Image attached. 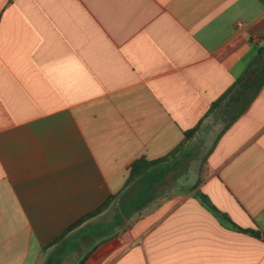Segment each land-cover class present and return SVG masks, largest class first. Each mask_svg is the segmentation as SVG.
I'll return each mask as SVG.
<instances>
[{"label":"crops","instance_id":"0c3cea01","mask_svg":"<svg viewBox=\"0 0 264 264\" xmlns=\"http://www.w3.org/2000/svg\"><path fill=\"white\" fill-rule=\"evenodd\" d=\"M263 66L264 0H0V264H264L197 197L264 236Z\"/></svg>","mask_w":264,"mask_h":264},{"label":"trees","instance_id":"16d2710c","mask_svg":"<svg viewBox=\"0 0 264 264\" xmlns=\"http://www.w3.org/2000/svg\"><path fill=\"white\" fill-rule=\"evenodd\" d=\"M263 52V48L260 51V55ZM260 61V58H258L252 66H256V63ZM241 82H244L246 85V90L245 92H249L251 96H249L247 104L244 108L248 107L251 102L254 100V98L260 93L261 89L264 86V66L263 67H257V69L252 68V70L249 68L246 76L242 80H238L237 86L241 84ZM231 92V90H230ZM222 101V100H220ZM195 134V129L191 130L187 133L188 139L191 138ZM181 147L176 148L173 152H171L168 156H165L163 158H160L158 160H146L145 158L137 159L135 160L129 170V175L128 179L126 181V189L127 190H134L135 187L137 186H147L148 188H145L144 190H139V192L136 194L134 198L130 200L128 203V207L125 209V214L128 215V213L136 206V202L138 200H144L149 194L150 188L154 185V182H150L148 180V174L149 172L156 168L157 166L161 165L163 162L168 161L171 157H174V155L179 152ZM198 199L201 201V203L210 211L212 212L215 216L219 218V220L222 221V223L230 229L243 232L246 234H250L251 236H254L256 238H263L262 234L259 231L255 230H250V229H243L237 226L226 214H223L220 210H218L214 204L211 202V200L203 195V194H198L197 195ZM117 199L116 196H110L108 200L103 203L98 209L95 211L85 215L84 217L80 218L78 221H76L74 224H72L67 230L64 231L63 234L60 236L56 237L49 246L55 245L62 241L69 233L72 231L76 230L80 226H82L85 222L89 221L92 218L98 217L105 211H107L115 202Z\"/></svg>","mask_w":264,"mask_h":264},{"label":"rangeland","instance_id":"374dc122","mask_svg":"<svg viewBox=\"0 0 264 264\" xmlns=\"http://www.w3.org/2000/svg\"><path fill=\"white\" fill-rule=\"evenodd\" d=\"M120 210H121L120 204L119 205L115 204L114 207L111 206L109 208V211L107 212V214L103 216L102 220L103 221H112L114 219L116 213L119 212ZM133 217H132V215H126L124 226H128V225L130 226V224H132Z\"/></svg>","mask_w":264,"mask_h":264}]
</instances>
